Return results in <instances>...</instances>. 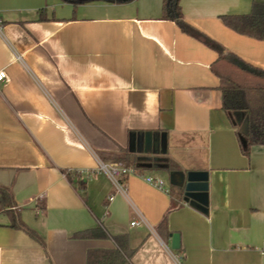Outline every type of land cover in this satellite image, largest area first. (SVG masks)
Returning <instances> with one entry per match:
<instances>
[{"label": "crops", "instance_id": "1", "mask_svg": "<svg viewBox=\"0 0 264 264\" xmlns=\"http://www.w3.org/2000/svg\"><path fill=\"white\" fill-rule=\"evenodd\" d=\"M255 1L180 4L224 53L264 70V41L222 20ZM163 2L0 0V264H88L116 238L135 251L128 264H264V146L242 154L213 68L220 52L164 20ZM147 133L165 142L150 155L209 172L208 215L169 193L179 175L147 169L118 191L100 169L146 154ZM101 225L107 238L75 237Z\"/></svg>", "mask_w": 264, "mask_h": 264}, {"label": "trees", "instance_id": "2", "mask_svg": "<svg viewBox=\"0 0 264 264\" xmlns=\"http://www.w3.org/2000/svg\"><path fill=\"white\" fill-rule=\"evenodd\" d=\"M62 1L77 6L90 0ZM107 1L127 3L133 0ZM180 3L181 0H164L162 18L174 21L184 33L220 52L221 56L213 68L221 79L223 111L236 130L242 154L250 158L254 147L264 146V70L244 62L234 54L224 53V49L219 44L185 21ZM41 19L45 18L41 17ZM222 20L227 27L238 34L264 41V2L255 1L252 11L248 15L222 16ZM115 161L132 168L137 175L142 174L147 169L168 172L170 175L184 172L170 158L152 156L150 153L135 155L126 152ZM169 193L172 194L173 198L184 201L183 189L176 184L171 185ZM178 207L179 205L173 202L168 214ZM166 225L167 216L164 218L161 227L166 228ZM75 237L94 239L107 238L108 236L101 225L93 230L79 232ZM115 241L118 245L117 250L92 252L89 255L88 264H128L135 251L128 248L126 238H116Z\"/></svg>", "mask_w": 264, "mask_h": 264}, {"label": "water", "instance_id": "3", "mask_svg": "<svg viewBox=\"0 0 264 264\" xmlns=\"http://www.w3.org/2000/svg\"><path fill=\"white\" fill-rule=\"evenodd\" d=\"M140 143L144 152L150 153L153 146L161 143V148H165V142L157 141L155 136L147 133L145 136H140ZM141 150V149H140ZM181 176V181L177 186L183 189L184 202L192 208L197 209L201 213L209 214V172H182L174 174ZM172 249L179 250L181 248V238L179 234H172Z\"/></svg>", "mask_w": 264, "mask_h": 264}, {"label": "built area", "instance_id": "4", "mask_svg": "<svg viewBox=\"0 0 264 264\" xmlns=\"http://www.w3.org/2000/svg\"><path fill=\"white\" fill-rule=\"evenodd\" d=\"M7 79V73L5 71H0V87L7 81ZM100 169L107 174L118 191H124V183L129 176L137 175L132 168L126 167L122 163H100ZM143 178L147 183L157 188H166L165 181L160 177L148 175ZM132 225L135 226L136 223H133Z\"/></svg>", "mask_w": 264, "mask_h": 264}]
</instances>
